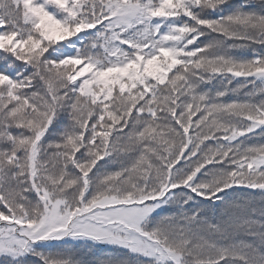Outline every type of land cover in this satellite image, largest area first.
<instances>
[{
    "label": "snow or ice",
    "instance_id": "1",
    "mask_svg": "<svg viewBox=\"0 0 264 264\" xmlns=\"http://www.w3.org/2000/svg\"><path fill=\"white\" fill-rule=\"evenodd\" d=\"M0 264H264V0H0Z\"/></svg>",
    "mask_w": 264,
    "mask_h": 264
}]
</instances>
